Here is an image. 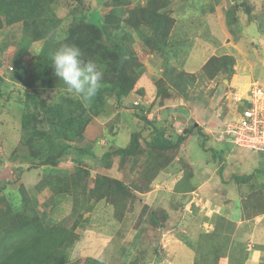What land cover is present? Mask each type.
I'll return each mask as SVG.
<instances>
[{"label": "trees", "instance_id": "16d2710c", "mask_svg": "<svg viewBox=\"0 0 264 264\" xmlns=\"http://www.w3.org/2000/svg\"><path fill=\"white\" fill-rule=\"evenodd\" d=\"M58 1L0 0V49L3 48L1 44H9L2 35L3 30L16 23L22 24V37L11 61L16 69L13 66L4 69L0 61V69L4 70L0 73V102L19 100L22 106L17 113H0V116L7 114L0 119V125L7 122L16 125L14 130L18 138L7 159L16 163L17 180L20 181L18 187H11L12 180L0 183V264H81V259H70L67 254L69 250L77 251L75 244L80 237L77 228L83 225V220H89L84 219L83 211L94 210L95 204L104 201L114 207V217L123 224L125 214L135 211L139 193L150 192L156 184L165 185L166 181L168 184L175 182L173 191L193 192L198 187L195 175L221 164L209 168L213 161L205 160V165L199 168L182 154L177 158L188 135L192 131L201 133L202 127L193 124L185 128L183 134L175 136L176 130L170 131L174 125L167 126L165 122L158 125L156 119L148 118L153 103L147 108L142 102L131 104L136 84L146 72L136 49L137 38L142 39L139 48L143 52L150 49L162 54L170 48L175 19L168 9L169 1L148 0L144 6L129 8L128 17H124V7L131 4V0H107L106 7L112 9L100 16V25L88 20L89 15L83 11L88 8L86 0H74L80 4L83 13H75L71 22L65 24L56 10ZM245 6L251 16L252 7ZM239 7L235 2L226 10L229 26H232L231 19L237 20L234 14ZM37 42H42L41 47L25 61L26 54ZM66 43L80 47L84 58L95 61L103 70L102 88L89 103L65 94V85L54 74L52 54ZM235 65L236 58L231 54L212 55L203 65L201 77L213 80L225 74L229 79L235 73ZM195 78V74L167 64L161 77L155 78L153 97L158 100L163 94L170 93V85L185 93L187 84ZM15 91L17 95H13ZM136 92L145 94L140 88ZM109 98L115 99L119 107L126 104L133 105L134 111L143 109L142 114L135 113L138 118L136 128L131 129L125 146L117 144L120 125H98L97 118L105 114ZM245 106H251V103L246 102ZM90 128L100 130L96 137L85 140ZM104 137H108L110 147L107 149L99 145ZM84 141L86 144H82ZM256 151L261 159L254 172L234 173L228 181L221 177L225 185L221 187L223 198L207 197L209 202L204 199L207 202L205 211L213 209V212L207 215L202 211L203 217L198 218L202 223H211L213 228L209 232L200 231L195 238L197 264H224L226 261L246 264L248 253L244 248L247 245L239 246L233 236L239 218L248 224L264 215V149ZM5 160L0 157V164L4 165ZM67 160L73 162V171L55 169ZM174 161L179 162L175 173H182L178 179L177 175L163 174ZM114 165L119 172H124L123 179L110 176L109 171ZM222 167L219 173L223 172ZM101 168L104 172L99 171ZM25 172L40 174L39 181L33 185L24 182L21 176L24 177ZM258 174L261 181L255 183ZM129 176L133 180L128 184ZM231 184L235 185L237 199L229 190ZM46 189L50 190L48 197L38 196ZM233 200L238 202L234 201V204ZM60 201L68 202L69 207L62 209L60 203L57 207ZM231 202L233 205L229 208ZM216 204L223 209L216 211ZM192 206L196 212L200 211L201 207L196 203ZM236 211L239 212L237 216ZM147 213L148 208H142L141 221L147 226L160 227L162 220L157 209L151 210L148 219ZM260 223L264 224V219ZM139 225L137 221L135 226ZM147 226L145 230L149 228ZM121 229L116 235H125ZM139 237L133 235L129 243L123 244V249L128 250L125 252L127 257L119 264L134 263L136 250L143 247L138 242ZM255 248L264 253V244ZM239 250L244 256L239 255ZM84 264L106 263L90 256L85 258Z\"/></svg>", "mask_w": 264, "mask_h": 264}, {"label": "rangeland", "instance_id": "374dc122", "mask_svg": "<svg viewBox=\"0 0 264 264\" xmlns=\"http://www.w3.org/2000/svg\"><path fill=\"white\" fill-rule=\"evenodd\" d=\"M104 0H86L87 10H83L88 14V20L101 24L100 14L103 11L109 10V8H102V2ZM171 4L168 9L171 10V15L176 19L175 29L171 38L169 54L164 57L165 63L163 65L173 64L176 62V66L179 70H185V67L194 69L196 78L194 82H189L186 86V91L179 92L170 85V93L163 94L158 100L154 99L151 92H154L155 78H160L163 74L164 67H155L154 58L151 55L155 53L148 49V52H143L140 49L142 39L139 41L137 38L136 49L140 53V59L144 63L146 72L138 80L135 88L136 95L131 97V104L137 100V96H140L136 90L143 89L145 91V97H142V105H147L146 108L152 104V110L149 113H159L163 115L167 124L172 126L170 131L178 130L180 133L183 129L193 125L194 122H198L201 125L202 132L198 133L192 131L190 137L188 135L187 140L182 144L181 151L177 158L181 154L188 161H192L196 166L202 168L205 165V160H211L209 168H212L214 164H224L225 179L228 180L229 173H241L245 171H255L258 167V160L261 159L258 151L248 150L242 143H232L226 141H218L217 137L221 134V131L225 128V122L231 117L238 116L234 114L235 103L239 100L234 99L236 93L248 91L250 82L259 80L264 87V0H169ZM248 1V3H247ZM239 3L240 7L237 10V14L234 17L237 19L232 21V26H229V21L225 15L226 10L232 3ZM252 7V14L249 16L247 13V6ZM219 5V6H218ZM218 7L222 19L219 18L218 29H213L212 25L214 15H211L212 10L210 7ZM56 10L59 17L63 18L65 24L70 23L75 13H83L80 4L74 0H59L56 5ZM126 15V10H124ZM92 17H91V16ZM212 18V20H211ZM260 24L263 25L261 28ZM9 44H1L3 47L0 49V61L3 64L4 69L10 66L16 67L11 62L12 56L18 48L20 39L22 37V24L16 23L13 26L6 27L2 34ZM2 38V36H1ZM139 41V43H138ZM136 44V43H135ZM42 42H37L29 52L26 54L24 60L27 61L33 54L37 52L38 47H41ZM5 46V47H4ZM135 48V46H134ZM214 55L231 54L236 58L235 73L228 79L227 75H220L213 80H206L202 77L201 61L205 60L212 53ZM178 55L180 57H178ZM153 61V62H149ZM162 64V63H161ZM200 67V68H199ZM0 69V73L4 70ZM201 70V71H200ZM202 76V77H201ZM201 78V79H198ZM261 84H259L261 86ZM168 85V84H167ZM18 92H13V95H17ZM149 94V95H148ZM243 95V94H242ZM247 97L248 95H243ZM115 99L109 98V106L106 107L104 115L97 118L98 125H120L118 132L119 146H125L130 139L131 129L136 128L138 118L135 113H143V109L133 110L132 107L123 104L117 106ZM135 105V104H134ZM22 106L19 100L0 102V113H17L21 110ZM262 113V112H261ZM7 114L0 116V119H4ZM19 116L17 117V124L19 125ZM161 125L160 122L158 121ZM183 124V125H182ZM6 125V126H4ZM9 125V126H7ZM11 126V127H10ZM16 125L12 123H4L0 125V157L5 160V164H0V183L5 180L14 181L11 185L18 187L20 181H18V168L16 163L10 161L9 156L12 152L13 143L17 141L18 135L15 134ZM5 129L7 135H2V131ZM96 129V130H95ZM90 128L86 131L87 137H96L99 128ZM176 132L174 135L179 134ZM248 142V141H247ZM244 142V143H247ZM231 144L229 146L228 144ZM82 144H86L84 141ZM104 149L109 148L108 137H104L99 144ZM208 147V150H206ZM222 150L226 154L224 156ZM102 151V149H101ZM182 157V156H181ZM246 161H249L246 163ZM179 162L174 161L170 166L163 171L166 176H176V179L180 177L182 173H175ZM202 163V164H201ZM201 164V165H198ZM249 164H251L249 166ZM220 166V164H219ZM219 166L214 169L205 171H199L195 178V182L198 185V189L195 193V201L199 202V205L203 207L206 204L203 202V193L210 191L211 195L217 199H222L223 194L219 188L225 187L219 177ZM257 166V167H256ZM197 167V168H198ZM246 168V169H244ZM62 172L73 171V162L67 160L61 162L58 167ZM249 170V171H248ZM100 172H104V169H99ZM117 166L109 171L110 176L118 179L125 177L124 172H119ZM49 172V170H48ZM25 176H21V179L28 184H35L40 179V174H31L25 172ZM127 175V174H126ZM203 176L202 178L200 176ZM127 179L129 184L133 178L129 176ZM128 177V178H129ZM94 179V178H92ZM208 179V180H207ZM166 180H169L166 179ZM216 180V184L220 185L216 189L209 190L208 186ZM205 182V183H204ZM92 183V182H91ZM175 182H168L166 184L170 186L171 192L163 191V195L159 194V187L153 188L150 192L139 193L137 199V205L135 211H129L125 214V225L118 221L114 217V207L105 203L104 201L95 204L94 210L83 211L84 219L83 225L77 228L79 232V240L75 244V250H69L67 257L70 259H81L79 262L84 264L86 257H94L102 260L106 264L117 263L126 259V253L128 250L123 249V244L129 243L130 238L134 235L140 236L138 242L142 249L138 248L135 252V263L140 264H197L195 258L197 253L194 250L196 245V236L204 226L199 220L201 216L200 211L196 212L192 209H186L180 211L178 206L177 197L181 198V194L177 191H173ZM207 183V184H206ZM206 185V186H205ZM230 191L235 195V199L238 198V194L235 192V185H230ZM33 190V189H32ZM50 190L46 189L41 192L40 195L48 196ZM160 196L159 199L157 197ZM194 197V195H193ZM202 197V198H201ZM10 200V196L7 197ZM201 198V199H200ZM238 200H233V203ZM60 203V208L65 209L69 207L68 202L60 201L57 203V207ZM232 203V202H231ZM148 208V214L153 208L157 209V215L162 220L161 226H147L145 222L141 221L142 208ZM184 209V208H183ZM203 209V208H202ZM61 211V210H60ZM185 212V218L181 219V214ZM169 213V214H168ZM200 213V216L198 214ZM210 214L212 212H209ZM239 215L236 211L235 215ZM164 215L166 218H164ZM168 215V216H167ZM145 216V218H146ZM133 218V219H131ZM137 221L139 226L136 227ZM186 221V222H185ZM189 222V225H187ZM121 226L123 228L121 229ZM149 227L145 230V228ZM206 229L211 230V226H204ZM126 228V229H125ZM125 231V235H116L119 230ZM138 233V234H136ZM232 237V236H231ZM233 236V240H234ZM239 247V246H237ZM246 251V247H245ZM139 254V255H137ZM239 255L244 256V252L239 250ZM160 258V259H157ZM230 258V257H229ZM264 260V259H263ZM111 261V262H110ZM224 264H231L230 262H224ZM234 264V263H233Z\"/></svg>", "mask_w": 264, "mask_h": 264}, {"label": "clouds", "instance_id": "9594fccd", "mask_svg": "<svg viewBox=\"0 0 264 264\" xmlns=\"http://www.w3.org/2000/svg\"><path fill=\"white\" fill-rule=\"evenodd\" d=\"M147 2L148 0H144L143 3L135 4L134 0H131V4L124 7V10H126V15L124 17H128L127 11L129 8L144 6L145 4H147ZM106 3H107V0H104L102 2V6H103L102 8H109V10L106 11L105 9L103 11V14H100V16L106 14L112 9L111 6L106 7ZM170 4L171 2L169 1V5ZM172 17L174 16L172 15ZM175 23H176V19H175ZM51 60H52L51 66L54 69L55 76H57L60 79V81H62L63 84L65 85V89H64L65 94L72 95L75 98L80 99L84 103H89L97 95L98 91L102 88L103 70L97 65L95 61L90 60V59L86 60L84 58L83 51L77 45L69 44V43L63 44L59 49H57L52 54ZM202 67H201V70H202ZM260 82L261 81L259 80L250 82L251 84L249 86L248 91L242 92L243 95H248L247 97H244L241 93H236L235 91L234 99L239 100V101L235 103L236 108L234 109L233 112L234 114L237 113L238 116L231 117L227 122L224 123V125H222V126H225V128L223 129V131H221L222 135H220V137L219 136L217 137L218 141L220 142L226 141V142L232 143L233 145L235 144L232 141V139L234 138L233 137L234 135L227 131V126L230 123H237L240 117L242 116L243 111L251 107V106H245V103L246 102L251 103L250 92H252L253 85L255 83L261 84ZM261 87L264 89L262 84H261ZM133 94L136 95V93H133ZM133 94H132V97L134 98L135 96H133ZM141 99L142 98L140 97L139 99L135 100L133 104L137 105L138 103L141 102ZM241 107H243L242 110L240 109ZM148 118L152 120L156 119L157 121H161V122H163V119H164L163 115H159V113H156V114L149 113ZM193 124L199 125L201 127L200 123L198 124V122H194ZM176 132H179V131L176 130ZM182 132H184V129L182 130ZM179 134H182V133L179 132ZM247 149L248 150H252V149L263 150L264 145L262 146V148H248L247 147Z\"/></svg>", "mask_w": 264, "mask_h": 264}, {"label": "crops", "instance_id": "0c3cea01", "mask_svg": "<svg viewBox=\"0 0 264 264\" xmlns=\"http://www.w3.org/2000/svg\"><path fill=\"white\" fill-rule=\"evenodd\" d=\"M134 2H135V4H137V3H143L144 2V0H134ZM219 6V5H218ZM210 9L212 10V13H211V15H214V19H213V22L215 21V23H214V25H212V27H213V29H218L219 28V26H218V20H219V18L217 17V16H219L221 19H222V14L220 15V13H218L219 12V8L216 6V7H210ZM211 20H212V18H211ZM174 29H175V25H174V27H173V29H172V31H171V34H170V36H173V32H174ZM157 53V54H156ZM154 55H151L152 56V58H154L153 60H154V65H155V67H157V68H161L162 66L163 67H165V65H163L164 63H165V60H164V57L167 55V54H169V49L168 50H166L165 52H163L162 54L161 53H158V52H156ZM215 54V52L214 53H212L210 56H212V55H214ZM165 55V56H164ZM210 56H208L205 60H203L202 59V61H201V65H200V67H202L204 64H205V62L209 59V57ZM178 57H180L179 55H178ZM149 62H153V61H149ZM176 62H178V60H176V61H174L173 62V64H171L172 66H175L176 64ZM162 63V64H161ZM169 64V63H168ZM199 67V68H200ZM185 69V71H187V72H194V69L192 70L191 68H188V67H185L184 68ZM140 96H142L141 94H139ZM149 95V94H148ZM133 96H134V94H133ZM140 96H138V99L140 98ZM149 96H153V92H151V95H149ZM142 97H145V94L142 96ZM141 97V98H142ZM163 118H164V116H163ZM166 123L167 124V121H165V119H163V122H161L160 124H163V123ZM165 123H164V125H165ZM183 125V124H182ZM168 126V125H167ZM4 135H7V133L6 134H4ZM228 144V143H227ZM229 146H231V144H228ZM222 152H223V150H222ZM223 154H224V156H226V154L223 152ZM247 162H249V161H246V163ZM250 163V162H249ZM251 164H249V166H250ZM221 166H223L222 168L224 169V167H225V165L224 164H220V166H219V171L221 170ZM251 167V166H250ZM249 171V170H248ZM251 173V171H249L247 174H250ZM232 174H234V172L233 173H229V178H228V180H230L231 179V175ZM228 174H224V170H223V172H220L219 173V177H215V179H220V181H221V177L222 178H224V180H226L225 179V176H227ZM258 176V178L256 179H254L255 181V183L256 182H260L261 181V177H259V174L257 175ZM208 180V179H207ZM228 180H226V181H228ZM222 182V181H221ZM205 183V182H204ZM207 184V183H206ZM206 186V185H205ZM218 185L216 184V180H213V183L211 184V185H209L208 186V188H209V190H211V188L214 190V189H216V187H217ZM159 187V194L160 195H163V191L164 190H166L167 192H171V190H170V186H168V185H163V184H160V183H158V184H156L155 185V187L154 188H158ZM199 187H197L196 188V190L195 191H193V192H188V193H179V194H181V198H176L175 200L177 201V199H180L181 201H177V205L178 206H180V211L181 210H186V209H192L193 210V206H192V204L193 203H196L197 205H199V202L198 201H195V193H198V192H196L197 191V189H198ZM164 189V190H163ZM220 190H221V188H219ZM229 190H230V187H229ZM45 191V190H44ZM152 191H154V190H152ZM216 193H214L213 192V195H215ZM49 195H50V193H49ZM48 195V196H49ZM193 195H194V197H193ZM208 195V196H207ZM212 194H211V192L210 191H207L206 192V190H205V193H203V198H202V200H203V202L204 203H206L207 204V202H205L204 201V199L205 200H207L208 202L210 201L207 197H211V198H215V197H212L211 196ZM38 196H42L43 197V199H45L46 198V196H44V195H38ZM47 196V197H48ZM206 197V198H205ZM160 198V196H158L157 197V199H159ZM200 198V199H201ZM197 200V199H196ZM233 205V203L232 204H230L228 207L230 208L231 206ZM200 206V205H199ZM201 208H200V212H202V211H204L207 215H210V213L209 212H213V209H209V210H207V211H205V208L203 207V205L202 206H200ZM184 208V209H183ZM186 208V209H185ZM203 208V209H202ZM221 209H223L220 205H218V204H216L215 205V210L216 211H220ZM222 211H224V210H222ZM59 213V212H58ZM169 214V213H168ZM201 215H202V217H203V214L201 213ZM60 216H61V214H60ZM198 216H200V213L198 214ZM183 218H185V212H183L182 214H181V219H183ZM262 219H264V215H262V216H259L258 218H256V219H254V222H251V223H248L247 224V222H244L241 218H239L238 220H237V223H238V227H237V230L235 231V235H234V240L235 241H237L239 244V246H241V245H247V247H246V251H245V248H244V252L246 253H248V258H247V260H246V264H260V263H262V264H264V253H262V251L260 250V249H258V248H255V247H257V246H260V245H262V244H264V224H261L260 222L262 221ZM186 222V221H185ZM187 225H189V222H188V224ZM203 225L205 226V225H207V226H211L212 228H213V226H212V224L211 223H209V222H207V221H204L203 222ZM202 227L200 230L202 231V230H205V232H209V230L208 229H206L205 227ZM212 228H210L211 230H212ZM78 232V231H77ZM79 233V232H78ZM241 257H242V255H240ZM111 262V261H110ZM111 264H114V263H112L111 262Z\"/></svg>", "mask_w": 264, "mask_h": 264}, {"label": "built area", "instance_id": "2783aa9c", "mask_svg": "<svg viewBox=\"0 0 264 264\" xmlns=\"http://www.w3.org/2000/svg\"><path fill=\"white\" fill-rule=\"evenodd\" d=\"M250 94L251 107L243 111L237 123L228 124L227 131L234 135L233 142L242 143L248 148H262L264 145V89L255 83Z\"/></svg>", "mask_w": 264, "mask_h": 264}]
</instances>
